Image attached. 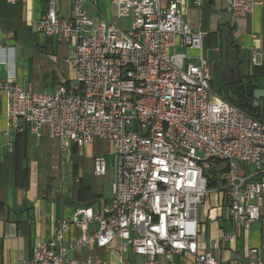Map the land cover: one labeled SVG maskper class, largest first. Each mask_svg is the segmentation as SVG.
<instances>
[{
    "label": "built area",
    "instance_id": "built-area-1",
    "mask_svg": "<svg viewBox=\"0 0 264 264\" xmlns=\"http://www.w3.org/2000/svg\"><path fill=\"white\" fill-rule=\"evenodd\" d=\"M85 1L71 0L69 18L51 3L37 24L38 33L74 44V81L40 93L0 80V96L7 98L6 124L16 131L80 147L110 143L111 197L101 215L84 208L58 222L52 238L19 264H78L69 252L90 243L114 244L116 264H133L128 252L141 257L140 264H264L258 249L248 252L246 263L198 250V208L212 183L222 202L209 209L211 219L224 208L236 225L260 219L264 122L213 92L207 61L178 51L204 49L202 33L183 20L184 0H111L116 18L132 21L126 31L104 23L90 30ZM223 1L232 15L264 6V0ZM95 160L94 174L103 176L106 160ZM91 225L98 227L92 234ZM73 228L80 235L65 244Z\"/></svg>",
    "mask_w": 264,
    "mask_h": 264
},
{
    "label": "crops",
    "instance_id": "crops-1",
    "mask_svg": "<svg viewBox=\"0 0 264 264\" xmlns=\"http://www.w3.org/2000/svg\"><path fill=\"white\" fill-rule=\"evenodd\" d=\"M51 3L61 18L72 15L71 0H26L25 3L0 0V80H10L24 90L40 93L53 92L59 85L74 81V44L59 42L37 31V24ZM83 9L91 20L90 30H96L102 23L123 31L132 26L131 19L116 18L111 0H86ZM183 20L202 33L204 49L195 52L179 47V52H186L192 58L201 57L212 68L221 60L219 29L226 27L232 31L238 49L241 74L254 77L255 69H260L253 81L257 88L264 89V6L232 15L223 0H204L198 5L184 0ZM237 65L234 56L227 59L228 70H235ZM226 88L223 98L236 87ZM234 96L230 102L237 105L238 97ZM255 109L264 114V109ZM6 113L7 98L0 96V264H19L33 249L52 238L58 222L71 219L84 208L92 209L95 215L103 213L115 177L114 148L102 141L80 147L49 137L47 133L39 138L29 131L19 132L8 127ZM99 156L106 160L107 170L97 177L93 168ZM217 188L211 186L210 194L198 208L199 252H209L227 262L246 263L251 249H258L264 257V198L259 220L250 225H236L226 208L216 219L209 217V209L222 202ZM89 228L92 234L98 227ZM79 235L78 229H71L64 243H74ZM226 236H232L233 241H225ZM114 247L112 244L98 248L90 243L81 250H71L68 258L78 264L95 258L116 264ZM127 258L133 264L142 261L131 252Z\"/></svg>",
    "mask_w": 264,
    "mask_h": 264
},
{
    "label": "water",
    "instance_id": "water-1",
    "mask_svg": "<svg viewBox=\"0 0 264 264\" xmlns=\"http://www.w3.org/2000/svg\"><path fill=\"white\" fill-rule=\"evenodd\" d=\"M222 36V58L212 66V90L216 95L223 94V87L236 86L240 91V103L244 107H253L264 109V89L257 88L253 80L243 76L240 72L239 53L237 47H234L232 31L226 27H220ZM227 39V40H226ZM231 49V53L238 65L235 70L228 71L226 54ZM229 101L235 98L233 91H228Z\"/></svg>",
    "mask_w": 264,
    "mask_h": 264
},
{
    "label": "trees",
    "instance_id": "trees-1",
    "mask_svg": "<svg viewBox=\"0 0 264 264\" xmlns=\"http://www.w3.org/2000/svg\"><path fill=\"white\" fill-rule=\"evenodd\" d=\"M261 70L260 69H258V68H256L255 69V75L257 76L258 75V73H261L260 72ZM255 75H254V77H247L248 79H249V81H251V80H253L254 78H255ZM251 79V80H250ZM235 89V91H234V94L236 95V97H238V101H239V106L240 107H243L244 109H246L248 112H250V113H252V115L255 117V118H257V119H259V120H261V121H263L264 122V114H263V112H260L258 109L256 110L255 108H253V107H244L241 103H240V91H238L236 88H234ZM225 99H227V100H229V98H228V94H226V98ZM231 101V100H230ZM229 101V102H230ZM215 183H212L211 184V186H213ZM210 186V187H211Z\"/></svg>",
    "mask_w": 264,
    "mask_h": 264
},
{
    "label": "flooded vegetation",
    "instance_id": "flooded-vegetation-1",
    "mask_svg": "<svg viewBox=\"0 0 264 264\" xmlns=\"http://www.w3.org/2000/svg\"><path fill=\"white\" fill-rule=\"evenodd\" d=\"M227 40V39H226ZM234 47H236L235 45H234ZM238 50V49H237ZM221 52H220V54H221V58H222V47H221V50H220ZM233 56H232V53H231V49H229L228 50V52H227V54H226V58L228 59V58H232ZM229 71V70H228ZM234 87H236V86H234ZM224 89H223V94H225V89H227L226 87H223Z\"/></svg>",
    "mask_w": 264,
    "mask_h": 264
},
{
    "label": "rangeland",
    "instance_id": "rangeland-1",
    "mask_svg": "<svg viewBox=\"0 0 264 264\" xmlns=\"http://www.w3.org/2000/svg\"><path fill=\"white\" fill-rule=\"evenodd\" d=\"M222 95H224V94H222ZM225 97V96H224ZM205 200V199H204Z\"/></svg>",
    "mask_w": 264,
    "mask_h": 264
}]
</instances>
